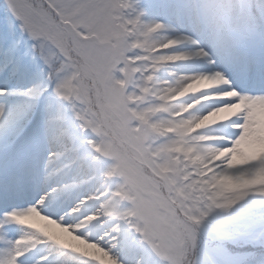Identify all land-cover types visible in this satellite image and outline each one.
I'll use <instances>...</instances> for the list:
<instances>
[{
  "label": "snow or ice",
  "instance_id": "obj_1",
  "mask_svg": "<svg viewBox=\"0 0 264 264\" xmlns=\"http://www.w3.org/2000/svg\"><path fill=\"white\" fill-rule=\"evenodd\" d=\"M0 264H264V0H2Z\"/></svg>",
  "mask_w": 264,
  "mask_h": 264
}]
</instances>
